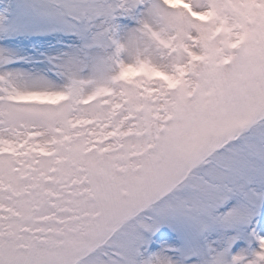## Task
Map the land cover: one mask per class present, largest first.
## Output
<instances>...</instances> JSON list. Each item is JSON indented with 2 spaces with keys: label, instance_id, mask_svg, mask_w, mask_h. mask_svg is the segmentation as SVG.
<instances>
[{
  "label": "snow or ice",
  "instance_id": "obj_1",
  "mask_svg": "<svg viewBox=\"0 0 264 264\" xmlns=\"http://www.w3.org/2000/svg\"><path fill=\"white\" fill-rule=\"evenodd\" d=\"M0 264H264V0H0Z\"/></svg>",
  "mask_w": 264,
  "mask_h": 264
}]
</instances>
